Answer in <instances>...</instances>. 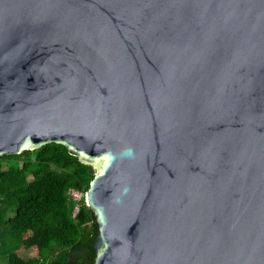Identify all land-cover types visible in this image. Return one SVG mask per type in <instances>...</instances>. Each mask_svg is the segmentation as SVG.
<instances>
[{"label":"water","instance_id":"water-1","mask_svg":"<svg viewBox=\"0 0 264 264\" xmlns=\"http://www.w3.org/2000/svg\"><path fill=\"white\" fill-rule=\"evenodd\" d=\"M93 172V264H264V0H0V156Z\"/></svg>","mask_w":264,"mask_h":264},{"label":"trees","instance_id":"trees-1","mask_svg":"<svg viewBox=\"0 0 264 264\" xmlns=\"http://www.w3.org/2000/svg\"><path fill=\"white\" fill-rule=\"evenodd\" d=\"M93 175L58 144L0 156V264H93L94 216L67 196Z\"/></svg>","mask_w":264,"mask_h":264},{"label":"built area","instance_id":"built-area-1","mask_svg":"<svg viewBox=\"0 0 264 264\" xmlns=\"http://www.w3.org/2000/svg\"><path fill=\"white\" fill-rule=\"evenodd\" d=\"M67 196L69 200L73 203V217L79 211L82 200L84 198V193L80 190L69 188L67 190Z\"/></svg>","mask_w":264,"mask_h":264},{"label":"rangeland","instance_id":"rangeland-1","mask_svg":"<svg viewBox=\"0 0 264 264\" xmlns=\"http://www.w3.org/2000/svg\"><path fill=\"white\" fill-rule=\"evenodd\" d=\"M8 215H9V216H12L13 214H12V213H9ZM26 254H30L31 256H34V253H33L32 251H29V252L26 253ZM26 254H24V256H26Z\"/></svg>","mask_w":264,"mask_h":264}]
</instances>
